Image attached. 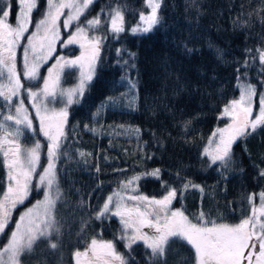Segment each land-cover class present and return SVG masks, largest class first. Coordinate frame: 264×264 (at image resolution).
I'll return each mask as SVG.
<instances>
[{
    "label": "trees",
    "instance_id": "1",
    "mask_svg": "<svg viewBox=\"0 0 264 264\" xmlns=\"http://www.w3.org/2000/svg\"><path fill=\"white\" fill-rule=\"evenodd\" d=\"M42 3L37 0L33 17ZM158 3L159 23L148 33L136 34L128 28L144 11V0H94L89 6L87 16L91 18L109 4H119L125 31L105 42L93 80L83 96L76 98L78 103L68 107L66 139L55 162L61 195L53 216L60 222L61 231L38 238L30 251L21 253L18 264H73L74 252H82L92 239L113 241L116 252L128 264H194V250L182 240L175 239L163 258L152 259L141 241L129 250L116 238L119 217L95 219L98 209L119 190L125 177L142 176L138 192L150 197L164 194L162 181L179 188L182 181L176 179V173L199 185L190 186L173 201L193 223L201 213L205 222L235 223L249 213V196L264 191V177L259 174L264 170V126L255 132L249 129V135L232 145V163L226 168L219 162L210 167L209 158L201 155L208 133L225 121L220 115L222 106L236 96L240 85L250 83L257 93L262 88L264 63L257 50H264V13L257 15V10L264 6V0ZM0 6L11 7L13 14L16 3L0 0ZM55 53L74 55L76 47H57ZM128 53H134V58ZM126 60L128 65H124ZM74 79L75 69L65 67L61 84L69 85ZM130 81L135 82V88L129 87ZM1 83L7 84L6 75L0 78ZM22 83L26 88L36 85L37 80L22 78ZM21 131L19 140L25 144L40 140L41 167L44 139L25 128ZM2 133L0 199L13 183L4 153L9 147L13 150L16 143L10 134L13 142L4 143ZM155 169H160L159 180L146 175ZM40 192H31L22 204L11 208L0 246L17 213ZM51 243L57 247L52 249Z\"/></svg>",
    "mask_w": 264,
    "mask_h": 264
},
{
    "label": "snow or ice",
    "instance_id": "2",
    "mask_svg": "<svg viewBox=\"0 0 264 264\" xmlns=\"http://www.w3.org/2000/svg\"><path fill=\"white\" fill-rule=\"evenodd\" d=\"M146 2L151 11L147 16L141 13L140 20L147 26L142 29L133 28L131 30L133 34L148 33L154 25L159 23L157 13L160 4L155 0H146ZM93 3L94 0H59V2L47 0L48 10L45 18L36 24L37 32L43 29L46 43L40 44V53L37 54L36 45L33 44L36 33L28 37V43L23 48L22 73L17 72L14 49L28 31L31 14L37 8V0H18L15 25L10 23L11 7L0 6V78L6 75L7 79L6 85H0V102H2L0 132L5 133L3 142L9 144L13 142L7 135L8 130L4 127L5 122L8 121H14L17 126L16 137L20 135L19 126H23L34 136L42 135L49 142L46 152L48 163L40 172H37L42 148L39 140H35L34 146L25 150L23 162L19 156V147L12 150L11 158H8L7 151L4 153L5 165L9 169V180L13 183L9 185L3 199H0V234L5 233L10 222L11 208L22 204L28 195L33 175L37 177V184L34 187L37 191H44V199L37 201L33 208L20 216L15 230L11 232L3 249V253H8V259L5 261L2 258L3 253H0V264H18L21 253L25 249L30 251L38 238H47L61 231L60 222L53 216V210L61 195L57 184L55 162L62 154V141L66 139L64 126L69 116L68 107L78 103L74 97L83 96L85 88L93 80L95 65L100 59L102 46L110 36L118 38L119 34L125 31L124 14L119 4L115 7L109 4L106 8L100 9L95 17L88 19L87 11ZM64 9L70 11L65 14ZM261 13H264V6L257 10V15ZM62 15L65 16L63 28L68 30L74 27L75 31L69 32L67 39L61 41V46L79 44L82 52L80 56L70 60L57 56L56 63L48 68L47 76L42 77L40 67L41 64L47 63L55 52L53 45L60 36L57 21ZM81 17H84L83 21ZM261 22L264 23V20ZM89 32L93 34L89 36ZM97 32L100 35H96ZM49 33L51 35H48ZM30 50L33 54L31 60L29 59ZM257 52L261 63H264V50L258 49ZM120 54L121 50L117 49V55ZM128 55L134 58L135 54L128 53ZM128 64L129 61H124V65ZM65 67H78L80 70L79 82L72 89L65 90L60 87ZM245 67H247V61H245ZM237 71L239 72V69ZM21 74L27 81L42 79V88L39 91L25 88L21 82ZM237 79L240 77L238 76ZM261 85L264 86V80L261 81ZM135 86V82L130 81L129 87L135 88ZM22 89L32 108L35 109V118L39 119L38 131L33 128V119L29 117L24 100L19 99ZM240 90L239 99L230 101L222 112L223 116H231L232 122L227 127L214 131L208 145L201 153L202 157L209 158L210 167L219 162V166L226 168L232 163V145L239 138L249 135V129L255 132L258 127L264 126V92L259 94V111L253 118L252 98L257 95V89L249 83L241 84ZM13 97L19 100L18 104L13 101ZM56 103L64 106L59 110H50L48 104ZM103 107L104 105H101V108ZM13 108L14 115L11 111ZM5 109L8 110V114H5ZM99 111L100 109L97 110V115ZM85 127L87 128V125ZM184 127L187 128V124ZM135 131L138 133L139 129ZM214 137L218 139L214 140ZM80 155L83 156L84 153ZM17 169L19 171H16ZM14 171H16L15 175L12 174ZM259 174L264 177V170H261ZM146 175L158 180L161 178L160 169H155ZM141 179L140 175L125 177L120 182L119 190L107 197L95 215V219L101 221L107 219L109 215L119 217L123 233L120 239L128 241L125 244L127 249L130 250L137 241H142L145 249L150 250L152 259L163 258L169 245L175 239H179L194 250L195 264H244L245 261L247 264H253L254 256L255 264H264V222L255 216V208L253 215L241 219L235 225L216 223L211 220L205 222L204 213H201L197 222L193 223L183 211L173 209L172 204L174 200L182 196L184 190L190 186L199 188V185L192 184L190 180L176 173V179L182 181L180 187H173L162 181L165 194L156 198L138 192V181ZM255 195L259 197V214L264 216V191L249 196V200H252ZM126 202H132L131 206H127ZM34 209H36L35 212ZM129 229L131 235H129ZM144 229L149 231L145 232ZM50 247L55 249L57 244L51 243ZM90 250L91 264H128L116 252L112 241L98 242L92 239ZM88 253V249L84 252L75 251L73 255L76 258V264H79L81 256L87 257Z\"/></svg>",
    "mask_w": 264,
    "mask_h": 264
},
{
    "label": "rangeland",
    "instance_id": "3",
    "mask_svg": "<svg viewBox=\"0 0 264 264\" xmlns=\"http://www.w3.org/2000/svg\"><path fill=\"white\" fill-rule=\"evenodd\" d=\"M17 2H18V0H15V3H16L15 11H13V14L11 15V19H10V23L13 24V25L16 24V16H17V11H18ZM57 2H59V0H57ZM155 2L158 3V0H155ZM144 4H145V9L141 13H143L145 16H147L148 14H150V11L151 10H150V8H148L146 0H144ZM47 10H48L47 0H43V3L41 5V7L38 8V11H37L38 13L36 12L37 14L34 17L31 14V17H30L31 23L28 25V31L25 32L24 37L18 42V46L14 49L15 50V53H16V58H17V72L18 73H22L23 48L28 43V37L29 36H32L33 33H36L35 37L33 38V44L36 45L37 54L40 53V47H39L40 44L42 42H45L46 43V41H45V33H44L43 29H41L39 32H37L36 24L41 19H44L45 18V14H46ZM63 11H64L65 14H67L70 10L69 9H64ZM140 14H139L137 20L133 24H131L129 26L128 30L130 32H132L131 30L133 28L139 27V28L142 29L143 27H146L147 26L144 21H141L140 20ZM87 18H88V16H87ZM91 18H88V19H91ZM64 19H65V16L62 15L59 18V20L57 21V28L59 30L60 36H59V39H57L55 41L54 45H53L54 48H55V51H56V48L57 47H59V48L62 47L61 46V41L67 39L69 32H74L75 31V28L74 27H70L68 30H65L63 28V20ZM81 20L83 21L84 20V17L81 18ZM92 34L93 33L89 32V36H91ZM48 35H51V34L49 33ZM96 35H100V34H96ZM69 46H75L76 47V54H74V55H68V56H62L61 53H55V52H53L52 58L49 59L47 61V63L41 64V67H40V75L42 77H46L47 76V74H48V68L51 67L53 64L56 63V57L57 56L63 57L66 60H70V59H74V58H76V57H78V56L81 55L82 49L80 48L79 44L69 45ZM29 59L30 60L33 59V54L31 53V50L29 52ZM74 69H75V79H74V81L71 84H69V85H64V84L62 85V84H60V87L61 88L65 89V90L72 89L73 87H75L78 84L79 77H80V70H79L78 67H75ZM20 78H21V82H22V78H24L22 74H21V77ZM0 85H6V84L1 83ZM42 85H43V80L42 79H38L36 85H34V86H27L26 88H30L32 91H39L42 88ZM261 92H264V86H262L261 90L257 93V95L252 98L253 118L255 117L256 114H258V111H259V94ZM240 95H241V90H239V92L236 94L235 97L227 100L224 103V105L222 106V108L220 110V115L225 118V121L223 123H221L220 125L214 127L208 133L205 146L208 145L209 138L212 136V134H213L214 131H216L217 129H220V128H225V127H227L228 124H230L232 122L231 116H223L222 115V112H223V109H224L225 105H227L232 100H238L239 97H240ZM77 97H74V99H76ZM19 99H23L24 100V106L28 109L29 117L33 119V128H37V130H39V119L38 118H35V109L32 108L31 104L29 103V101L27 99L26 94L23 91H22V95L20 96ZM13 101L15 103H17V104L19 103V100L16 97H13ZM63 106L64 105H62L60 103L48 104V107H49L50 110H59ZM11 111H12V114L14 115L15 109L13 108ZM4 112H5V114H8V110H5ZM42 114H44V113H42ZM4 127L8 130L7 131V135L10 134L15 139V142L16 143H15V147L13 149H15L16 147H19V149H20L19 156H20L21 161L23 162V159H24V155L23 154H24L25 150L33 147L34 146V141L35 140H39V139H35L33 142H30V143L28 142L27 144H25V143H23V142H21L19 140V138L21 137V134H22L21 133L22 132L21 131V128H23V126H19V128H20V135H19V137H16L15 136V133L17 131V126L15 125L14 121L5 122ZM28 131L31 132L30 130H28ZM4 135H5V133H2V136H4ZM42 138L44 139V146H43V151H42V155L44 154V161H43V164H42L41 167L38 166L39 169L37 167V172L42 171V167H46L47 166V163H48L47 156H46V152H47V145H48L49 142H48V140L45 137L42 136ZM213 139L214 140H217L218 137H214ZM205 146H204V148H205ZM7 152L9 153L8 158H11V156H12V148L9 147L8 150H7ZM8 176H9V172H8ZM36 184H37V177L35 175H33L32 178H31V181H30V185H29L30 191H29L28 195L31 192H33V191L36 190L35 187H34ZM258 193H260V192H258ZM258 193H256V194H258ZM53 194H54V190H53ZM161 196H158L156 198H160ZM43 199H44V191L41 190L40 195L38 194V195L32 197L31 200L28 201L22 207V209L17 213L16 219H15V221H14L11 229L9 230L8 235H7L6 239H5V241L0 246V253H3L4 246L8 242L9 237L11 235V232L13 230H15L16 222L19 220L20 216L23 215V214H25V213H27L28 209L33 208V206L36 205L37 201H42ZM126 203H127V206H131V203L132 202H126ZM172 208L173 209H180L179 207H177V206H175L173 204H172ZM254 208L256 209L255 216L258 217V219L261 222H264V216H260L259 211H258V209H259V197H258V195L253 196V199L250 201L249 213L244 218H247V217L253 215V209ZM35 211H36V209H34V212ZM240 221H241V219L239 221L235 222V223L230 224V225H235V224L239 223ZM144 231L147 232L149 230L148 229H144ZM122 235H123V233H122V224H121V222L119 220V228H118L115 236H116L117 239H120V237ZM129 235H131V230L130 229H129ZM120 240L124 243V245L126 243H128V241L126 239H120ZM97 241L98 242H101V241L106 242V241H109V240H101V239H98ZM90 244H91V242L85 247V249L82 250V252H84L86 249H88L89 250V253H88V256L87 257L81 256L79 258V264H91L92 252L90 250ZM257 252H258V245H257ZM246 254H247V250H246ZM2 258L5 261H7V259H8V253H3V257ZM73 264H76V258L75 257H74V260H73ZM194 264H195V261H194ZM244 264H247V262L245 261ZM253 264H255V256L253 257Z\"/></svg>",
    "mask_w": 264,
    "mask_h": 264
}]
</instances>
